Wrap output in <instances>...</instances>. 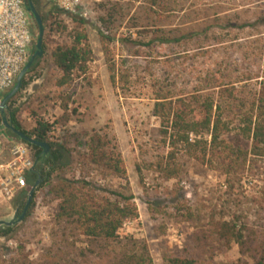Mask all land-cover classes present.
<instances>
[{"label": "rangeland", "instance_id": "374dc122", "mask_svg": "<svg viewBox=\"0 0 264 264\" xmlns=\"http://www.w3.org/2000/svg\"><path fill=\"white\" fill-rule=\"evenodd\" d=\"M34 1L44 19V37L50 32L47 42L60 44L75 28L70 15L56 13L46 0ZM82 1L92 51L87 72L57 87L61 73L44 53L24 77L25 87L8 102L21 127L30 131L42 119L53 125L51 137L57 140L90 129L113 138L126 177L102 180L97 171L92 176L98 184L130 190L138 218L126 221L119 237L146 244L153 264H163L164 255L197 264L264 260V158L249 155L233 165L222 153L209 165L179 156L180 176L169 181L148 167L168 151L152 115L158 92L186 101L196 94L211 95L230 122L227 142L234 149L250 148L251 142L237 133L236 106L238 100L249 104L264 83V0ZM31 31L36 38L33 19ZM100 34L112 39L106 43L107 54ZM231 86L234 99L229 97ZM3 134L8 135L6 130ZM77 168L74 163L67 176ZM40 197L38 193L11 233L0 235V264L11 259L19 264H110L117 245L91 242L71 225L57 223L56 204L42 205ZM178 202L191 208L192 222L175 217ZM21 211L13 201L0 203V220H15ZM225 223L247 238L243 253L233 241L219 240Z\"/></svg>", "mask_w": 264, "mask_h": 264}, {"label": "trees", "instance_id": "16d2710c", "mask_svg": "<svg viewBox=\"0 0 264 264\" xmlns=\"http://www.w3.org/2000/svg\"><path fill=\"white\" fill-rule=\"evenodd\" d=\"M32 2L35 6V1ZM54 11L61 12L57 9ZM70 17L75 28L65 35L64 40L60 44H49L46 39L50 38V32H46L42 45L43 54L47 53L50 65L61 73V77L56 81L57 87L70 85L76 73L84 75L92 55L83 28L86 22L79 17L71 15ZM41 19L44 23V19ZM100 37L104 53L107 54L106 43L112 39L102 34ZM34 53L35 46L31 50V55ZM36 62L37 59L28 73ZM109 62L108 59L106 63ZM110 70L113 71L114 68L110 66ZM111 80L115 82L114 75L111 76ZM25 85L23 79L20 90ZM234 90L231 86L230 98L234 97ZM154 101L152 115L159 120V134L168 151L165 156L159 157L148 167L163 180L169 181L180 176L179 156L193 158L209 165L212 164L213 158H220L222 153L233 159V165L239 160L245 162L249 155L264 158V83L249 104L238 100L236 106L237 133L241 138L251 142L248 150L234 149L227 142L225 138L231 132L230 122L224 118L225 110L221 103L211 95L196 94L186 101L182 98L174 99L169 92H158L154 96ZM63 110L66 111V107ZM15 115V111L9 107L3 114L7 123L16 130L44 141L49 146L48 153L44 154L40 148L25 143L32 152L35 165L26 175V190L16 197V207L23 209L30 188L39 178L40 184L31 206L35 205L39 193L42 205L56 204L54 219L57 223L71 225L75 232L91 242L117 245L110 264H153L146 244L133 238L119 237V231L124 223L138 218L137 206L130 190L124 185L114 187L108 183L98 184L92 176V171H97L102 180L108 177L123 180L126 177L121 154L113 138L104 130L90 129L67 133L61 140H57L51 137L53 125L36 119L35 127L25 131ZM6 132L9 137L19 140L10 131ZM74 163L78 166L76 174L67 176ZM136 171L138 174L141 173L139 166H136ZM184 202H178L175 217L192 222L194 215ZM12 231L13 226L0 227L2 236ZM224 239L233 241L243 253L247 238L242 232L235 230V225L229 223L222 225L219 240ZM162 261L163 264H197L194 259L168 255H164ZM7 263L19 264L16 259H11ZM254 264H264V260L259 259Z\"/></svg>", "mask_w": 264, "mask_h": 264}, {"label": "built area", "instance_id": "2783aa9c", "mask_svg": "<svg viewBox=\"0 0 264 264\" xmlns=\"http://www.w3.org/2000/svg\"><path fill=\"white\" fill-rule=\"evenodd\" d=\"M64 14H84L82 0H46ZM32 17L23 0H0V101L15 85L16 78L28 62L34 36ZM5 130L0 124V133ZM28 146L6 134L0 137V203L12 202L26 190V175L34 168Z\"/></svg>", "mask_w": 264, "mask_h": 264}, {"label": "water", "instance_id": "95a60500", "mask_svg": "<svg viewBox=\"0 0 264 264\" xmlns=\"http://www.w3.org/2000/svg\"><path fill=\"white\" fill-rule=\"evenodd\" d=\"M25 1L26 2H24V4L26 6V9H27L28 13L30 14V16L32 17V19L35 22L36 27H37V35L35 38L36 39L35 53L33 55H30L28 62L26 63V65L22 68V70L18 74L14 87L9 92H7L2 97V99L0 101V115L2 116L1 125L3 126V128L5 130L10 131L13 135H15L20 141L27 143L29 145L38 147L43 151L44 154H47L49 151V146L46 142L39 141L33 137H30V136L22 133L19 130H16L14 127H12L11 125H9L7 123V121L5 120V118L3 116L4 112L8 108V102L20 90L22 80L24 79L26 74L29 72L33 62L43 55L42 45H43V38H44V31H45L44 24L42 22L40 15L37 13L36 8L34 7L32 0H25ZM39 184H40V179L38 178L36 180V182L30 188V190L27 194V199H26L25 205H24L20 215L17 217V219L14 220V218L17 216L18 209H16L13 219H11L9 221L0 220V227H12L15 224L21 223L24 220V218L26 217L27 212L31 206L33 196H34L35 191L38 188Z\"/></svg>", "mask_w": 264, "mask_h": 264}, {"label": "crops", "instance_id": "0c3cea01", "mask_svg": "<svg viewBox=\"0 0 264 264\" xmlns=\"http://www.w3.org/2000/svg\"><path fill=\"white\" fill-rule=\"evenodd\" d=\"M34 127H35V125H33L31 129H33ZM15 201H16V198L13 200V202H15Z\"/></svg>", "mask_w": 264, "mask_h": 264}, {"label": "flooded vegetation", "instance_id": "af4514ba", "mask_svg": "<svg viewBox=\"0 0 264 264\" xmlns=\"http://www.w3.org/2000/svg\"><path fill=\"white\" fill-rule=\"evenodd\" d=\"M7 110H8V109H7ZM7 110H6L4 113H6V112H7ZM15 198H16V197H15ZM15 198H14V199H15ZM14 199H13V200H14Z\"/></svg>", "mask_w": 264, "mask_h": 264}]
</instances>
